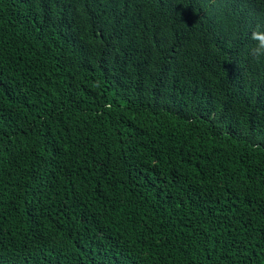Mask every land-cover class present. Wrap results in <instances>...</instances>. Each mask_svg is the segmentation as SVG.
Returning <instances> with one entry per match:
<instances>
[{
  "label": "trees",
  "instance_id": "16d2710c",
  "mask_svg": "<svg viewBox=\"0 0 264 264\" xmlns=\"http://www.w3.org/2000/svg\"><path fill=\"white\" fill-rule=\"evenodd\" d=\"M264 0H0V264H264Z\"/></svg>",
  "mask_w": 264,
  "mask_h": 264
},
{
  "label": "clouds",
  "instance_id": "9594fccd",
  "mask_svg": "<svg viewBox=\"0 0 264 264\" xmlns=\"http://www.w3.org/2000/svg\"><path fill=\"white\" fill-rule=\"evenodd\" d=\"M250 39L254 43L249 47V55L256 60L264 58V25L257 24L251 32Z\"/></svg>",
  "mask_w": 264,
  "mask_h": 264
}]
</instances>
